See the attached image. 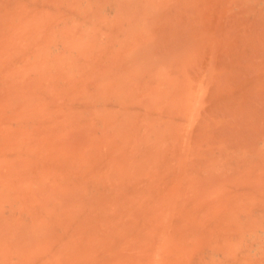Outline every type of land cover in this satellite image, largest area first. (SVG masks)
<instances>
[{"label": "rangeland", "instance_id": "1", "mask_svg": "<svg viewBox=\"0 0 264 264\" xmlns=\"http://www.w3.org/2000/svg\"><path fill=\"white\" fill-rule=\"evenodd\" d=\"M121 1L0 0V264H264V0Z\"/></svg>", "mask_w": 264, "mask_h": 264}, {"label": "bare ground", "instance_id": "2", "mask_svg": "<svg viewBox=\"0 0 264 264\" xmlns=\"http://www.w3.org/2000/svg\"><path fill=\"white\" fill-rule=\"evenodd\" d=\"M83 1H84V0H83ZM98 1H100V0H97V3H98ZM101 1H102V0H101ZM103 1H104V0H103ZM103 1H102V2H103ZM106 1H107V0H105V1L103 2V4H105V6H107V4L105 3ZM109 1H110V0H109ZM125 1H126V0H125ZM129 1H130V0H129ZM136 1H137V0H136ZM136 1H135V4H136ZM88 2H89V1H88ZM102 2H100V4H101ZM121 2L123 3L124 0H122ZM137 2H138V1H137ZM94 3H95V0H94ZM122 3H121V4H122ZM132 3H133V1H132ZM142 3H144V0H143ZM142 3H141V4H142ZM89 4H91V2H89ZM98 4H99V3H98ZM100 4H99V5H100ZM109 4H110V3H109ZM121 4H120V5H121ZM129 4H130V3H129ZM86 5H87V2H86ZM91 5L93 6V4H91ZM91 5H89L88 8H90ZM117 5H119V3H118ZM126 5H128V4H127V1H126ZM132 5H134V4H132ZM132 5H130L129 13H130V9L132 8ZM143 5H144V4H143ZM72 6H73V5H72ZM75 6H76V4L74 5V7H75ZM96 6H97V4H96ZM136 6H138V5H136ZM136 6H134V7H136ZM83 7H84V5H83ZM86 7H87V6H86ZM98 7H99V6H97V7H95V8L98 9ZM114 7H115V5H114ZM123 7H126V6H123ZM117 8H119V6H116V9H117ZM120 8H121V10H122V7H120ZM127 8H128V7H127ZM103 9H104V8H103ZM108 9H109V8H108ZM110 9H111V8H110ZM125 9H126V8H125ZM136 9H137V8H136ZM82 10H83V9H82ZM84 10H85V9H84ZM91 10H92V9H91ZM104 10H105V9H104ZM112 10H113V8H112ZM132 10H133V8L131 9V11H132ZM86 11H87V10H86ZM99 11H100V10H99ZM106 11H107V9H106ZM106 11H105V12H106ZM110 11H111V10H110ZM113 11H114V10H113ZM124 11H125V10H124ZM133 11H134V10H133ZM89 12H90V9H89ZM94 12H95V10H94ZM97 12H98V10H97ZM119 12H120V9H119ZM119 12H118V15H119ZM91 13H92V12H91ZM115 13H116V10H115ZM115 13H114V14H115ZM92 14H93V13H92ZM96 14H97V13H96ZM122 14H123V13H122ZM124 14L127 15L126 12H125ZM94 15H95V14H94ZM100 15H101V13H100ZM111 15H112V13H111ZM128 16H129V15H128ZM47 18H48V17H47ZM49 18H50V17H49ZM85 18H86V17H85ZM120 18H121V17H120ZM70 19H72V18H70ZM101 19H103V17H102ZM72 20H73V19H72ZM90 20H92V19L90 18L88 21H90ZM104 20H105V19H104ZM116 20H117V19H116ZM125 20H126V18H125ZM133 20H134V19H133ZM137 20H138V19H137ZM141 20H142V21H141L140 23H143V20H144V19L142 18ZM69 21H70V20H69ZM73 21H74V20H73ZM83 21H84V20H83ZM88 21L86 20V22H87V26H88ZM92 21H93V20H92ZM92 21H91V22H92ZM95 21H96V20H94V22H95ZM130 21H131V20H130ZM134 21H135V20H134ZM163 21H164V20H163ZM165 21H166V18H165ZM109 22H110V21H109ZM116 22H118V20H117ZM116 22H115V23H116ZM135 22H136V21H135ZM138 22H139V21H137V25H138ZM144 23H146V25H147V20H146V18H145V22H144ZM46 24H47V23H46ZM90 24H91V23H90ZM96 24H97V23H96ZM96 24H95V27L97 26ZM118 24H119V22L117 23V25H118ZM84 25H85V21H84ZM93 25H94V23L92 24V26H93ZM89 26H90V25H89ZM144 26H145V25H144ZM97 27H99V26H97ZM44 28H45V27H44ZM137 28H138V27H136V29H137ZM84 29H85V27H84ZM86 29H87V28H86ZM86 29H85V30H86ZM143 29H144V28H143ZM143 29H142V31H143ZM82 30H83V29H82ZM38 31H39V30H38ZM129 31H131V30H129ZM139 31H140V28H139ZM128 34H129V33H128ZM131 34H132V31H131ZM134 36H135V35H134ZM134 39H135V38H134ZM152 43H153V42H151V44H152ZM154 44H155V43H154ZM82 46H83V45H82ZM71 51H72V50H71ZM71 51H69L70 54H71ZM85 51H86V50H85ZM126 53L129 54L128 51H127ZM72 54H73V53H72ZM135 55H136V54H134L133 56L135 57ZM131 56H132V55H131ZM131 56H130V57H131ZM133 56H132V60H133V58H134ZM136 58H137V57H136ZM130 60H131V58H130ZM132 63H135V62L133 61ZM132 63H131V64H132ZM123 64H124V63H123ZM125 64H128V63H126V61H125ZM135 64H136V63H135ZM137 64H139V63H137ZM59 65H60V64H59ZM119 66H120V64H118L117 67H119ZM139 67H140V66H139ZM115 68H116V67H115ZM140 68H141V67H140ZM74 69H76V68L73 67L72 70H74ZM135 69H136V68H135ZM135 69H134V70H135ZM140 70H141V69H140ZM140 70H139V71H140ZM142 70H143V69H142ZM142 70H141V71H142ZM137 72H138V69H136L135 73H137ZM108 73H109V72H108ZM108 73H107L106 75H108ZM137 74H138V73H137ZM109 75H110V74H109ZM111 75H112V74H111ZM111 75H110V77H111ZM116 76H118V74H117ZM120 76H121V72H120L119 77H120ZM123 76H124V75H123ZM123 76H122V77H123ZM112 77H113V76H112ZM112 77H111V78H112ZM104 78H105V76H104ZM107 78H108V76H107ZM111 78H110V79H111ZM120 78H121V77H120ZM120 78H119V79H120ZM125 78H126V76L124 77V79H125ZM127 78H128V77H127ZM115 79H117V77H116ZM115 79H113V80H115ZM121 79H122V78H121ZM121 79H120V81H121ZM107 80H108V79H106V81H107ZM103 81H104V79H103ZM100 82H101L100 84H102V86H103V85L105 86L106 82H104L105 84H103L102 80H101ZM118 82H119V81H118ZM112 83L114 84V88H116V87H115V83H116V82L114 83V81H113ZM119 83H120V82H119ZM122 83H123V82H122ZM108 84H109V83H108ZM106 85H107V84H106ZM116 85L118 86L119 84H116ZM121 85L124 86V83L121 84ZM119 86H120V85H119ZM105 87H106V86H105ZM110 87H111V86H110ZM101 88H102V87H101ZM114 88H113V89H114ZM120 88H121V87H120ZM126 88H127V87H126ZM95 89H97V88H95ZM121 89H122V88H121ZM123 89H125V87H124ZM111 90H112V87H111ZM115 90H116V89H115ZM117 90H119V88H118ZM127 90H128V89H126V91H127ZM104 91H106V89H105ZM115 92H116V91H115ZM121 92H122V90H121ZM121 92L119 91V93H120L122 99H123V96H124V98H126L125 95H127L128 92L125 93V95L123 94V96H122ZM123 92H124V91H123ZM123 92H122V93H123ZM116 93H117V92H116ZM113 94H114V92H113ZM105 96H106V95H105ZM113 96H114V95H113ZM116 96H117V95H116ZM124 100H125V99H124Z\"/></svg>", "mask_w": 264, "mask_h": 264}]
</instances>
